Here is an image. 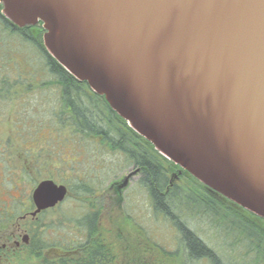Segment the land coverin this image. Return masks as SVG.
Segmentation results:
<instances>
[{
  "label": "water",
  "instance_id": "1",
  "mask_svg": "<svg viewBox=\"0 0 264 264\" xmlns=\"http://www.w3.org/2000/svg\"><path fill=\"white\" fill-rule=\"evenodd\" d=\"M0 4L18 28L41 23L47 53L162 157L264 220V0ZM66 196L39 182L30 216Z\"/></svg>",
  "mask_w": 264,
  "mask_h": 264
},
{
  "label": "rangeland",
  "instance_id": "2",
  "mask_svg": "<svg viewBox=\"0 0 264 264\" xmlns=\"http://www.w3.org/2000/svg\"><path fill=\"white\" fill-rule=\"evenodd\" d=\"M171 163L165 166L170 185L191 198L203 197L197 190L201 183ZM135 171L132 161L100 136L80 133L70 125L60 86L48 73L41 52L10 35L0 22V225L10 232L15 222L28 224L31 193L39 182L51 180L67 190L65 200L36 221L43 239L36 242L44 247L40 255L23 245L12 246L0 264H38L44 256L53 258L59 246L82 243L65 240L85 236L83 222L90 212H97L102 237L123 239L103 241L116 264L119 260L123 264H211L187 260L179 233L168 218L153 210L139 173L124 185ZM176 200L173 214L207 248L223 261L242 260L232 253L224 230L218 231L193 204L185 209L184 196ZM25 215V222L17 221Z\"/></svg>",
  "mask_w": 264,
  "mask_h": 264
},
{
  "label": "trees",
  "instance_id": "3",
  "mask_svg": "<svg viewBox=\"0 0 264 264\" xmlns=\"http://www.w3.org/2000/svg\"><path fill=\"white\" fill-rule=\"evenodd\" d=\"M1 10L0 4V22L4 30L10 35L19 36L41 52L48 73L60 86L61 99L69 110L70 125L80 133L100 136L111 149L122 152L132 161L134 167L139 169L140 184L146 189L153 210L173 223L185 246L189 262L207 260L211 264H248L249 261V264H264V220L201 184H198L197 190L203 192V197L199 195L194 199L177 191V186L170 185L165 168L167 163H172L160 156L150 143L135 134L126 122L110 109L103 97L91 92L86 83L75 80L47 53L42 42V24L17 28L1 15ZM183 196L186 200L183 205L185 209L193 204L191 206L199 208V214L206 216L218 231L221 229L228 234V242L233 247L232 253L237 252L241 261L228 262L220 259L173 214L175 200H182ZM101 244V241H87L81 246L82 253H105ZM42 248L44 247L36 241L29 247L31 252L38 253L37 256ZM45 264L49 263L45 260Z\"/></svg>",
  "mask_w": 264,
  "mask_h": 264
},
{
  "label": "flooded vegetation",
  "instance_id": "4",
  "mask_svg": "<svg viewBox=\"0 0 264 264\" xmlns=\"http://www.w3.org/2000/svg\"><path fill=\"white\" fill-rule=\"evenodd\" d=\"M138 173L139 177H141V174L139 172L138 168H135ZM118 191L117 189H114ZM32 211H34V206L31 207ZM45 212V211H44ZM44 212H41L36 217H31L29 212L30 220L27 225L21 226L19 224H16V222L12 225L11 231L9 232L8 226L0 225V259L5 258L9 252L11 251V247L19 248L21 245H23L25 248H29L31 243L33 241H43V239L39 236V228L40 226L36 223L39 216L43 214ZM90 212V211H89ZM91 221H89L88 219ZM26 215L24 218L18 217L17 221H20L21 223L25 222ZM90 222V223H89ZM1 223V221H0ZM99 227V218L97 216V212H90V214L85 218L83 222V227L85 229V236L81 238H75V239H69L65 241H83L82 243H76L71 242L67 245H62L57 248V254L51 258L47 257L42 258L40 263L38 264H45V260L49 264H116L114 260L113 254H110L108 252L107 245L104 244L103 241H123V239H108L105 237H102L101 234H99L98 231ZM97 230V231H96ZM90 232V233H89ZM23 241H27V244H24ZM87 241H101V248L105 251V253L102 254H96V253H89L84 254L82 253L81 246L85 244ZM119 264H123L122 260L118 261Z\"/></svg>",
  "mask_w": 264,
  "mask_h": 264
}]
</instances>
